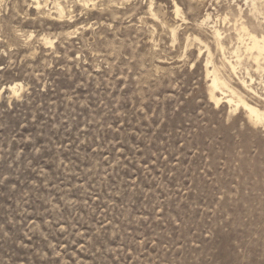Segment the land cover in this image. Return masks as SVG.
<instances>
[{
	"label": "rangeland",
	"instance_id": "1",
	"mask_svg": "<svg viewBox=\"0 0 264 264\" xmlns=\"http://www.w3.org/2000/svg\"><path fill=\"white\" fill-rule=\"evenodd\" d=\"M41 1L0 0V264H264V121L210 99L264 110V0Z\"/></svg>",
	"mask_w": 264,
	"mask_h": 264
},
{
	"label": "bare ground",
	"instance_id": "2",
	"mask_svg": "<svg viewBox=\"0 0 264 264\" xmlns=\"http://www.w3.org/2000/svg\"><path fill=\"white\" fill-rule=\"evenodd\" d=\"M30 1H32L34 8L37 9L39 11V13H45V12L41 11V8H42V1L41 0H30ZM256 4L253 5L254 12H259V9L256 6ZM56 5H58L57 6L58 16L60 18H63L65 16L64 7L60 3H58ZM176 12H177V14L180 12L179 7L177 5H176ZM240 13H241L240 14L241 17L239 20L244 18L242 16V10ZM226 19H227V16L224 17V20H226ZM209 20H210V15L207 14L206 18L202 19L200 26L207 24V22ZM239 20H237V22H239ZM213 28H214V30L212 32H213V36L216 40V43H217L218 47L220 48V50H222V52L224 53L225 52L224 51L225 47L223 44V38L224 37L218 28H216L215 26H213ZM236 30H237L238 35H239L240 43H242V45L245 47V51L251 55V57L254 59V62L257 64V66H258L257 70L262 71L264 73V66L262 65V61H264V35H257L256 33L250 31L249 28L243 22H241L239 24V27H237ZM172 32H173V35L176 36V30L172 29ZM196 40L200 41V43L203 42L200 38L199 39L196 38ZM202 44H204V43H202ZM206 47L208 50L209 63L213 64V61L211 58L212 57L211 50L209 49L207 44H206ZM239 51H240V47H238L236 49V53H238ZM224 59L230 65L231 69L235 73L236 72L235 65H233L232 62L230 61V59L227 58L225 55H224ZM212 68H213V70L210 72L212 74V77H213L211 79L212 80V90L210 91L211 92V98L210 99L214 100L216 103H219L221 101V97H219V95H217L216 92L218 90H222V94L229 93V97L226 100L228 103H230V104L235 103L234 105H236L238 108L243 107L248 113L249 120H251L252 122H254V123L263 122L264 121V110L259 108L257 105H254L253 103L250 104L248 101H246L244 99L245 96L243 97L242 93L238 89L234 88L226 79H224L223 77H221L219 75L218 69L216 68V66L213 65ZM251 80L253 81L252 78H251ZM261 81H262L261 83L264 85V79ZM241 84L246 90L256 93L255 89L252 88L251 85H249L247 83V81L241 80ZM223 89H225L226 92ZM12 90H14V92H16L15 87L12 88Z\"/></svg>",
	"mask_w": 264,
	"mask_h": 264
}]
</instances>
